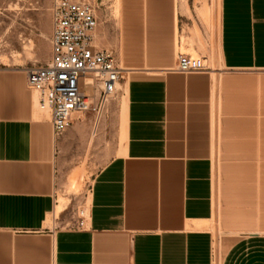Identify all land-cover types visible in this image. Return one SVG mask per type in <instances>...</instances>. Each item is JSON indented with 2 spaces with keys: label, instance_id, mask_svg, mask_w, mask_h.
I'll return each mask as SVG.
<instances>
[{
  "label": "crops",
  "instance_id": "0c3cea01",
  "mask_svg": "<svg viewBox=\"0 0 264 264\" xmlns=\"http://www.w3.org/2000/svg\"><path fill=\"white\" fill-rule=\"evenodd\" d=\"M118 6L116 37L98 11L95 41L124 68L125 138L84 229L71 203L57 212L82 118L55 135L27 67L0 64V264H214L217 247L221 264H264V0ZM192 52L207 69L176 71Z\"/></svg>",
  "mask_w": 264,
  "mask_h": 264
},
{
  "label": "rangeland",
  "instance_id": "374dc122",
  "mask_svg": "<svg viewBox=\"0 0 264 264\" xmlns=\"http://www.w3.org/2000/svg\"><path fill=\"white\" fill-rule=\"evenodd\" d=\"M91 1L108 18L109 35L116 37L115 22L120 0ZM51 3L52 0H0V64L39 67L47 63L51 49ZM192 55L198 56L195 52ZM85 94H94L91 82L85 84ZM77 125L79 129L57 159L58 204L62 199L67 205L71 203L69 219L72 221H78L81 212L87 216V198L95 175L120 152L124 144L123 87L119 85L114 99L99 119L95 113L88 112L81 121H77ZM80 169L84 171L82 186L77 192H71L69 184L65 183L67 180L69 182L75 170ZM222 255L223 250L217 247L214 264H221Z\"/></svg>",
  "mask_w": 264,
  "mask_h": 264
},
{
  "label": "built area",
  "instance_id": "2783aa9c",
  "mask_svg": "<svg viewBox=\"0 0 264 264\" xmlns=\"http://www.w3.org/2000/svg\"><path fill=\"white\" fill-rule=\"evenodd\" d=\"M50 11V58L43 66L26 68L27 85L37 92L38 108L50 113L54 133L60 135L88 112L102 116L118 92L124 68L113 51L95 41L98 9L91 0H52ZM206 69L202 58L179 54L176 71ZM85 79L94 87L91 96L85 94ZM87 222L81 212L77 227L84 229Z\"/></svg>",
  "mask_w": 264,
  "mask_h": 264
},
{
  "label": "bare ground",
  "instance_id": "6f19581e",
  "mask_svg": "<svg viewBox=\"0 0 264 264\" xmlns=\"http://www.w3.org/2000/svg\"><path fill=\"white\" fill-rule=\"evenodd\" d=\"M208 8V7H207ZM84 81H86V80H84ZM80 179V178H79ZM69 180H71V179H69ZM80 184H81V180H78V176H75L73 179H72V186H71V190H77V189H79V186H80ZM66 206V201H65V199H62L61 200V204L60 205H58V207H57V212H59V211H61L64 207ZM50 223V222H49ZM217 249V248H216Z\"/></svg>",
  "mask_w": 264,
  "mask_h": 264
}]
</instances>
